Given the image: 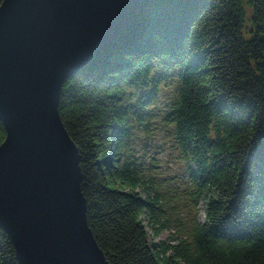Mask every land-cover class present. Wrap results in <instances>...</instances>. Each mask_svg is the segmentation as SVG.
Returning <instances> with one entry per match:
<instances>
[{
  "label": "trees",
  "instance_id": "16d2710c",
  "mask_svg": "<svg viewBox=\"0 0 264 264\" xmlns=\"http://www.w3.org/2000/svg\"><path fill=\"white\" fill-rule=\"evenodd\" d=\"M167 72L177 78L170 115L192 167L190 195L205 202V221L171 245L148 239L142 216L158 224L160 205L137 193L145 175L123 157L144 110L128 90L155 91ZM58 113L109 264H264V0H141L127 29L65 80ZM0 264H18L1 229Z\"/></svg>",
  "mask_w": 264,
  "mask_h": 264
},
{
  "label": "water",
  "instance_id": "95a60500",
  "mask_svg": "<svg viewBox=\"0 0 264 264\" xmlns=\"http://www.w3.org/2000/svg\"><path fill=\"white\" fill-rule=\"evenodd\" d=\"M140 3L0 5V229L18 264H109L87 224L79 155L58 103L65 80L127 29Z\"/></svg>",
  "mask_w": 264,
  "mask_h": 264
},
{
  "label": "rangeland",
  "instance_id": "374dc122",
  "mask_svg": "<svg viewBox=\"0 0 264 264\" xmlns=\"http://www.w3.org/2000/svg\"><path fill=\"white\" fill-rule=\"evenodd\" d=\"M155 91L149 86L130 89V102L142 101L144 109L139 123L134 124L126 142L123 157H127L137 173L145 175V182L137 188L142 197L158 201V224L152 225L145 214L142 221L152 242L177 243L183 239L193 220L205 221V202L190 195L194 188L190 177L191 166L179 149L171 123L170 108L175 100L177 78L167 72V77H155ZM149 95L141 94L147 93ZM139 124V125H137ZM113 142V148L116 147ZM153 228V229H152ZM155 230L159 231L157 236Z\"/></svg>",
  "mask_w": 264,
  "mask_h": 264
}]
</instances>
